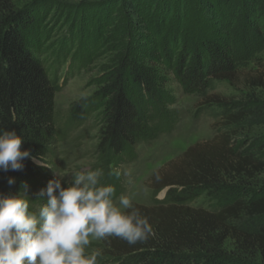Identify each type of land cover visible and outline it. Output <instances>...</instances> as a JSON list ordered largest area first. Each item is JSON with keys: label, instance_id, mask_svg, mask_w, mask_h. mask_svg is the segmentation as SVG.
Listing matches in <instances>:
<instances>
[{"label": "trees", "instance_id": "1", "mask_svg": "<svg viewBox=\"0 0 264 264\" xmlns=\"http://www.w3.org/2000/svg\"><path fill=\"white\" fill-rule=\"evenodd\" d=\"M118 1L133 16L136 42L164 58L188 90L204 85L207 77H234L229 52L253 36L264 39V0ZM36 26L23 12L0 19V130L15 129L23 136L21 148L30 152L22 170L2 172L0 194L5 195L23 194L25 186L28 194L46 188L60 136L54 108L61 85L57 72L36 53ZM247 81L264 92V63ZM133 83L127 88L117 79L102 95L74 104L67 122L74 130L98 111L108 116L98 149L113 167L105 176L116 189L114 199L121 194L117 167L136 158L140 142L172 127L168 114L149 102L155 100L153 88L139 77ZM220 124L213 138L190 146L149 178L152 203L135 206L154 234L134 245L105 239V259L116 264H264V181L249 186L264 172V132H254L264 126V99L249 94L231 103ZM9 177L15 178L13 185ZM212 191L220 196L216 207L194 204ZM26 198L31 211L45 203L42 197ZM228 240L232 251L225 248Z\"/></svg>", "mask_w": 264, "mask_h": 264}, {"label": "rangeland", "instance_id": "2", "mask_svg": "<svg viewBox=\"0 0 264 264\" xmlns=\"http://www.w3.org/2000/svg\"><path fill=\"white\" fill-rule=\"evenodd\" d=\"M106 4H110L108 11L103 10ZM122 6L118 0H0V19L13 12L32 18L37 25L36 53L57 72L61 86L55 94L54 111L60 136L51 165L52 179L56 173L71 180L74 171L101 169L100 183L106 184L105 175L112 172V165L98 149L108 116L98 111L81 127L68 130L74 104L102 95L117 79L132 88L136 85L134 78L139 77L153 88L155 100L149 102L158 104L168 114L167 126L172 127L156 131L153 138L140 142L136 158L117 167L121 194L129 195L135 205L146 207L152 203L148 182L154 171L179 158L195 143L213 138L221 130L220 122L230 111L231 103L249 94L264 99L261 89L247 83L258 65L264 63V39L253 36L229 52L234 59V77H207L204 85L188 90L166 67L164 58L157 57L150 46L136 42V30L130 26L133 16ZM254 132L263 133L264 126ZM263 181L264 172L249 186ZM39 192L33 191L28 197L39 198ZM219 197L213 191L205 192L194 204L214 208ZM103 242L93 240L86 251H98L97 262L116 264L111 257L104 258ZM225 248L232 251L234 245L228 240Z\"/></svg>", "mask_w": 264, "mask_h": 264}, {"label": "clouds", "instance_id": "3", "mask_svg": "<svg viewBox=\"0 0 264 264\" xmlns=\"http://www.w3.org/2000/svg\"><path fill=\"white\" fill-rule=\"evenodd\" d=\"M22 142L15 129L0 130V171L23 169L30 152L21 148ZM71 175L68 180L56 173L40 190L38 197L45 203L35 211L30 210L26 186L23 194H0V264H97L100 253L86 251L93 240L117 237L134 245L154 234L129 195L114 199L115 187L100 183L101 169ZM7 182L13 185L15 178Z\"/></svg>", "mask_w": 264, "mask_h": 264}]
</instances>
